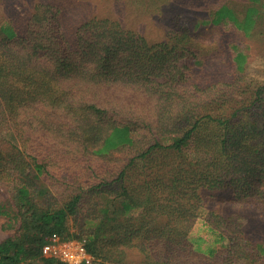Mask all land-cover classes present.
<instances>
[{
  "label": "trees",
  "instance_id": "trees-1",
  "mask_svg": "<svg viewBox=\"0 0 264 264\" xmlns=\"http://www.w3.org/2000/svg\"><path fill=\"white\" fill-rule=\"evenodd\" d=\"M197 2L195 19L175 3L153 14L155 40L123 0H0V212L17 229L0 264H67L43 255L52 235H84L94 264L132 249L143 264H254L235 209H264V85L215 65L206 80L195 40L250 36L264 0Z\"/></svg>",
  "mask_w": 264,
  "mask_h": 264
},
{
  "label": "rangeland",
  "instance_id": "rangeland-1",
  "mask_svg": "<svg viewBox=\"0 0 264 264\" xmlns=\"http://www.w3.org/2000/svg\"><path fill=\"white\" fill-rule=\"evenodd\" d=\"M128 3V6H120L124 8H133L137 12L132 10L123 9V13L128 18V23L137 28H142L147 35L151 38L157 40L163 37V33L159 25L153 20V14L159 13L161 10L167 6L175 3V8L178 10L190 9L188 12L192 19L196 16H200L206 12V8H201V2L197 0H123ZM99 2V5H98ZM94 9L99 10L103 7V0H93ZM98 5V6H97ZM160 6V7H159ZM206 31V29H205ZM229 31V27H222L221 30L205 37L201 36L196 38L195 44L197 46H202L206 42V80H213L214 75L217 73L209 69L211 66H219V72L222 74H217L219 76L228 77L229 79L236 78L239 80L240 84L247 87L254 88L259 85H264V16L259 20L258 24L254 28L250 36H237ZM230 40L232 44L240 45L248 55L247 63L245 65V70L242 72L236 71L235 65L230 63V57L232 56V50H227L224 52L222 49L225 47V42ZM208 61L210 64H208ZM236 79V80H237ZM61 189V188H60ZM59 191V188L58 190ZM9 193L5 185L0 186V206L4 203V200L8 197ZM57 196V195H56ZM59 197V195L57 196ZM6 201V200H5ZM237 212L245 217V230L248 235L254 241V253L252 254L254 264H259L264 261V209L262 205H255L253 208L244 209L236 208ZM9 222L8 216L0 212V241L4 240L8 236L16 232L14 226H6ZM242 222V221H241ZM244 223V221H243ZM75 235L81 234V230L78 227H74L71 230ZM83 235V234H82ZM72 238H85L83 237H72ZM245 245L241 248L244 251ZM131 250L132 253L129 254L127 260L128 264H143L141 262V256L132 255L135 251ZM136 252H139L135 249ZM240 254L241 255V252ZM246 253V252H245ZM243 255V254H242ZM244 256H241V262L239 264H246ZM240 261V259H239ZM251 261V260H250ZM112 264V263H111ZM214 264H222V262H214ZM253 264V263H248Z\"/></svg>",
  "mask_w": 264,
  "mask_h": 264
},
{
  "label": "built area",
  "instance_id": "built-area-1",
  "mask_svg": "<svg viewBox=\"0 0 264 264\" xmlns=\"http://www.w3.org/2000/svg\"><path fill=\"white\" fill-rule=\"evenodd\" d=\"M45 257L67 264H94L96 257L88 249L85 238H65L61 235L48 237L42 248Z\"/></svg>",
  "mask_w": 264,
  "mask_h": 264
}]
</instances>
